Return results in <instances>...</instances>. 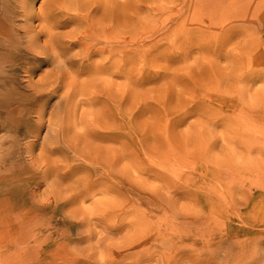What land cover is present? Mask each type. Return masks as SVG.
Returning <instances> with one entry per match:
<instances>
[{
    "label": "rangeland",
    "instance_id": "1",
    "mask_svg": "<svg viewBox=\"0 0 264 264\" xmlns=\"http://www.w3.org/2000/svg\"><path fill=\"white\" fill-rule=\"evenodd\" d=\"M53 2L0 0V264H264V0H75L94 57Z\"/></svg>",
    "mask_w": 264,
    "mask_h": 264
},
{
    "label": "bare ground",
    "instance_id": "2",
    "mask_svg": "<svg viewBox=\"0 0 264 264\" xmlns=\"http://www.w3.org/2000/svg\"><path fill=\"white\" fill-rule=\"evenodd\" d=\"M30 1L31 0H25V3L23 5L26 6V3H29ZM80 6L84 7L83 4L82 5L80 4ZM81 9H78V5H77V2H75V0H54L53 5H52V9L47 14L46 19L51 17V12L57 11L56 13L59 12L60 14H64L63 17L65 15L70 16L69 17L70 21H74L75 26L77 24V27L81 28V29L76 34L71 30H69V32L68 31L67 32L59 31V29L62 28L63 26L66 25V27H67V24L69 23V22H67V20H64V19L61 20V18H59L55 24L50 23L49 26H47V28L45 27L47 40L45 41L44 44H42V46L40 45L38 48V50L42 51V54H44L46 57L47 56L53 57L54 54L56 53V55L58 54L59 56L67 57L66 55L70 54L68 52L69 49L67 52H65L64 50H66V49L61 47L62 46L61 44H65L66 42L64 43L63 39L66 37H67V39H69L68 36L72 33H74V34L71 36V39L73 38L74 41H73V43L70 42L71 44H67V45L70 48L73 47L74 45H76V46L78 45L80 47V51L77 52V54L75 55L76 57H94L96 53H99V50L96 48V47L99 48V22H97V21L94 22L95 20L91 21L90 20L91 18L89 17L91 13L88 14L87 12H84V10L81 11ZM85 11H86V9H85ZM77 19L83 20V23ZM52 22H53V20H52ZM69 25H70V23H69ZM70 29H71V27H70ZM78 33H79V35H77ZM32 46H34V45H32ZM38 50L35 51V54L38 53ZM48 51H52V52H48ZM55 51H58V53ZM75 52H76V50H75ZM71 57H73V56H71Z\"/></svg>",
    "mask_w": 264,
    "mask_h": 264
}]
</instances>
